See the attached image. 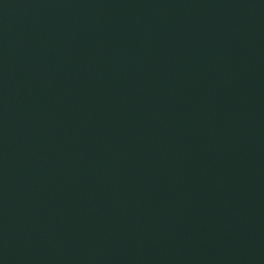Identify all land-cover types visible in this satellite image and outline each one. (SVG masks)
<instances>
[{
  "label": "water",
  "instance_id": "water-1",
  "mask_svg": "<svg viewBox=\"0 0 264 264\" xmlns=\"http://www.w3.org/2000/svg\"><path fill=\"white\" fill-rule=\"evenodd\" d=\"M0 264H264V0H0Z\"/></svg>",
  "mask_w": 264,
  "mask_h": 264
}]
</instances>
